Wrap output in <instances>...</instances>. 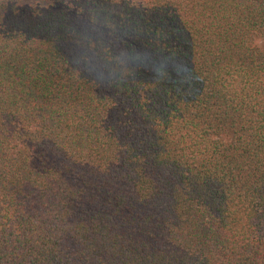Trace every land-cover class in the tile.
<instances>
[{"label": "trees", "instance_id": "obj_1", "mask_svg": "<svg viewBox=\"0 0 264 264\" xmlns=\"http://www.w3.org/2000/svg\"><path fill=\"white\" fill-rule=\"evenodd\" d=\"M0 264H264V0H0Z\"/></svg>", "mask_w": 264, "mask_h": 264}]
</instances>
